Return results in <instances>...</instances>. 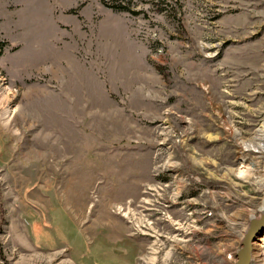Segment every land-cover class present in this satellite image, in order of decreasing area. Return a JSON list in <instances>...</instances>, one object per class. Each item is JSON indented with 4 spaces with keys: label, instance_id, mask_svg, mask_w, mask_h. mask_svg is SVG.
<instances>
[{
    "label": "rangeland",
    "instance_id": "374dc122",
    "mask_svg": "<svg viewBox=\"0 0 264 264\" xmlns=\"http://www.w3.org/2000/svg\"><path fill=\"white\" fill-rule=\"evenodd\" d=\"M263 125L264 0H0V264H236Z\"/></svg>",
    "mask_w": 264,
    "mask_h": 264
},
{
    "label": "water",
    "instance_id": "95a60500",
    "mask_svg": "<svg viewBox=\"0 0 264 264\" xmlns=\"http://www.w3.org/2000/svg\"><path fill=\"white\" fill-rule=\"evenodd\" d=\"M260 234H264V206L262 208L260 217L253 218L250 222V226L242 242L243 246L237 252L236 264H251L253 262L251 254L253 241Z\"/></svg>",
    "mask_w": 264,
    "mask_h": 264
},
{
    "label": "bare ground",
    "instance_id": "6f19581e",
    "mask_svg": "<svg viewBox=\"0 0 264 264\" xmlns=\"http://www.w3.org/2000/svg\"><path fill=\"white\" fill-rule=\"evenodd\" d=\"M253 139L254 140L252 141V144L248 145V147L252 150H255L256 152L263 153L264 152V125L262 128L259 129V131L257 132L256 136ZM248 171H250V169L240 168L238 171V175L243 177L244 173L248 172ZM261 179H260V181H261ZM119 210H121V208H119ZM129 213H131V212H129ZM125 214H128V212H125ZM258 252L260 254H264V238H262L261 242H259V241L254 242V244L252 246V250H251L253 260H255V254ZM154 259H155V257H154Z\"/></svg>",
    "mask_w": 264,
    "mask_h": 264
},
{
    "label": "trees",
    "instance_id": "16d2710c",
    "mask_svg": "<svg viewBox=\"0 0 264 264\" xmlns=\"http://www.w3.org/2000/svg\"><path fill=\"white\" fill-rule=\"evenodd\" d=\"M111 7H114V6H111Z\"/></svg>",
    "mask_w": 264,
    "mask_h": 264
}]
</instances>
